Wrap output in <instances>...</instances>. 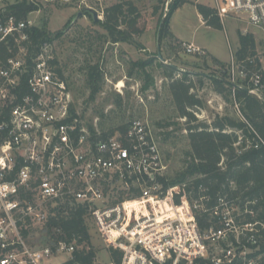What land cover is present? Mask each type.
Returning a JSON list of instances; mask_svg holds the SVG:
<instances>
[{
	"label": "built area",
	"instance_id": "1",
	"mask_svg": "<svg viewBox=\"0 0 264 264\" xmlns=\"http://www.w3.org/2000/svg\"><path fill=\"white\" fill-rule=\"evenodd\" d=\"M15 2L0 0V264H70L93 249L80 235L49 234L53 209L63 206L84 207L95 225L107 259L94 251L92 264H263L264 222L247 219L254 210L223 195L212 203L202 186L191 200L181 186H164L166 160L149 122L107 138L83 124L53 67L52 41L36 48L32 22L8 8ZM214 9L264 35V0H215ZM263 68L235 56L227 67L231 83L248 78V92L264 101Z\"/></svg>",
	"mask_w": 264,
	"mask_h": 264
},
{
	"label": "rangeland",
	"instance_id": "2",
	"mask_svg": "<svg viewBox=\"0 0 264 264\" xmlns=\"http://www.w3.org/2000/svg\"><path fill=\"white\" fill-rule=\"evenodd\" d=\"M22 1L35 8L27 17L31 25L45 30L53 39V67L61 69L69 82L74 110L83 124L92 132L115 135L123 133L119 127H128L134 120L149 122L166 160L163 183L179 177L193 161L186 118L178 112L163 64L196 74L192 79L204 106L195 109L194 114L207 123L218 115L242 118L236 106L215 91L210 80L229 79L227 67L217 65L213 58L219 57L229 66L239 47L240 31L247 29L255 35L257 56L264 65V35L256 26L233 17L221 19L222 28L206 24L194 3L214 7L215 0H191L175 13L174 28L186 41L177 39L171 26L163 38L164 22L175 0H132L140 9L138 27L144 31L134 35L133 42L118 43L111 41L101 21L104 8L120 0H16L15 4ZM156 6L160 7L157 11ZM158 42L164 60L158 56ZM186 44L203 51L188 53ZM232 83L243 87L238 80ZM87 225L91 245L104 262L107 256L103 242L91 219Z\"/></svg>",
	"mask_w": 264,
	"mask_h": 264
},
{
	"label": "trees",
	"instance_id": "3",
	"mask_svg": "<svg viewBox=\"0 0 264 264\" xmlns=\"http://www.w3.org/2000/svg\"><path fill=\"white\" fill-rule=\"evenodd\" d=\"M191 0H175L163 26V38L169 34L170 19L173 13ZM208 26L222 28L221 18L214 7L204 3H194ZM160 7L156 6L157 11ZM9 10L20 19H26L35 10L26 1L9 6ZM104 19L101 24L107 29L112 42H133L134 35L144 31L138 27L141 17L139 7L132 0H120L108 5L103 10ZM125 26V27H123ZM32 40L36 48L44 41H52L50 34L39 27L32 29ZM239 47L235 52L237 62L245 64L247 69L261 68L262 63L257 56V43L253 33H238ZM217 65L228 67L226 63L213 58ZM252 60V61H251ZM167 77L170 79V89L181 117L186 118L188 137L191 146L192 163L179 177L165 183V186L178 183L181 194L191 200L200 196V187L207 188L205 194L215 202L219 195L228 200L236 201L242 208L254 210L255 217L247 214L248 220L264 222V101L248 92V78H239L243 87H232L231 81L210 78L215 91L233 104L237 102L244 118L225 114L217 116L211 123L201 121L194 114L195 109L204 106V102L195 91L196 83L192 79L193 72L183 71L170 64H163ZM56 71L62 75L61 69ZM178 74V76H177ZM229 76V75H228ZM96 90V89H95ZM95 92V91H94ZM123 132L127 126L119 127ZM111 132L102 134L107 138ZM190 179V180H188ZM179 202V196L176 198ZM49 222V234L57 239H72L82 236L91 244L84 207H57ZM200 227L205 230L210 227L209 215L197 214ZM262 251L264 252V229ZM94 249L87 253L77 252L70 264H92ZM119 255L115 254L118 258ZM264 264V257L262 259Z\"/></svg>",
	"mask_w": 264,
	"mask_h": 264
},
{
	"label": "crops",
	"instance_id": "4",
	"mask_svg": "<svg viewBox=\"0 0 264 264\" xmlns=\"http://www.w3.org/2000/svg\"><path fill=\"white\" fill-rule=\"evenodd\" d=\"M184 5H186V4H184ZM183 5V6H184ZM206 5H208V4H206ZM183 6H181V7H183ZM209 6H212V5H210L209 4ZM180 7V8H181ZM180 8H178V9H180ZM178 9L174 12V14L172 15V17H171V20H170V26H171V31H172V33L174 34V36L177 38V39H180V40H183V41H186L184 38H182L180 35H178V30H176L175 28H174V21H173V17H174V15H175V13H177L178 12ZM200 14V13H199ZM190 42V41H189ZM194 42V41H193ZM200 46V45H199ZM201 47H203V48H205V49H207V51L210 53V54H212L211 53V51L206 47V46H201ZM213 56H215L214 54H212ZM217 57V56H216ZM217 58H219V57H217ZM219 59H221V58H219ZM222 60V59H221ZM263 67H264V65H263Z\"/></svg>",
	"mask_w": 264,
	"mask_h": 264
},
{
	"label": "water",
	"instance_id": "5",
	"mask_svg": "<svg viewBox=\"0 0 264 264\" xmlns=\"http://www.w3.org/2000/svg\"><path fill=\"white\" fill-rule=\"evenodd\" d=\"M79 14H81V13H79ZM94 16H95V19H98V15H97V13H94ZM160 30H161V26H160ZM160 35V33L158 34V36ZM159 38V37H158ZM158 56L162 59V60H164V58H162V55H161V52H160V45H159V42H158Z\"/></svg>",
	"mask_w": 264,
	"mask_h": 264
},
{
	"label": "bare ground",
	"instance_id": "6",
	"mask_svg": "<svg viewBox=\"0 0 264 264\" xmlns=\"http://www.w3.org/2000/svg\"><path fill=\"white\" fill-rule=\"evenodd\" d=\"M166 204H167V202L164 203L165 207H166Z\"/></svg>",
	"mask_w": 264,
	"mask_h": 264
}]
</instances>
